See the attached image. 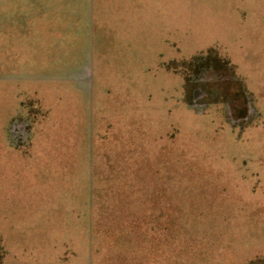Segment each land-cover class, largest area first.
Here are the masks:
<instances>
[{"label": "rangeland", "instance_id": "1", "mask_svg": "<svg viewBox=\"0 0 264 264\" xmlns=\"http://www.w3.org/2000/svg\"><path fill=\"white\" fill-rule=\"evenodd\" d=\"M256 255L264 0H0V264Z\"/></svg>", "mask_w": 264, "mask_h": 264}, {"label": "crops", "instance_id": "2", "mask_svg": "<svg viewBox=\"0 0 264 264\" xmlns=\"http://www.w3.org/2000/svg\"><path fill=\"white\" fill-rule=\"evenodd\" d=\"M116 13V11L114 12V14ZM119 14V12H118ZM122 15V18L123 19H128V17L130 15H128L125 11L121 12L120 16ZM128 17H126V16ZM116 18V15H115V19L114 20H117ZM111 23V24H110ZM104 25H109L112 27L115 26L114 24H112V22H108V19L106 21V23ZM116 30H117V25H116ZM93 30L91 29L90 32H92ZM115 34V30L113 32V35ZM115 36V35H114ZM125 37H134V35L130 34L129 33H125L124 34ZM81 55H83L84 59L82 56H78V53L76 52L75 55V60L70 63V58H68V62L66 60L65 64L62 63L60 65V70H62V73L63 74V77L62 76H56L57 78H55V80H64L63 82L64 83H70L74 86H85L86 87V90L88 91L89 89V84L92 86L91 84V80H90V77H91V74L94 72L93 71V68H89L90 66L93 65L92 61L93 60V53L91 54V57L89 59V62L87 61L88 60V57L86 56L85 58V52L83 50H81L80 52ZM64 70V71H63ZM60 73H58V75H60ZM65 75V76H64ZM80 88V87H78ZM92 93V92H91ZM91 239H93V236H91ZM239 264H264V255H256L250 259H244V260H241L239 262Z\"/></svg>", "mask_w": 264, "mask_h": 264}]
</instances>
